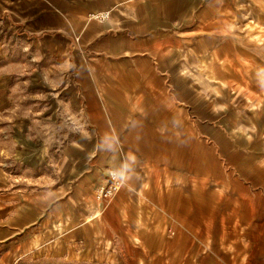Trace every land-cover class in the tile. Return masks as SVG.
Returning a JSON list of instances; mask_svg holds the SVG:
<instances>
[{
	"label": "crops",
	"instance_id": "crops-1",
	"mask_svg": "<svg viewBox=\"0 0 264 264\" xmlns=\"http://www.w3.org/2000/svg\"><path fill=\"white\" fill-rule=\"evenodd\" d=\"M45 1L34 35L72 40L55 115L77 131L54 151L17 129L0 264H195L208 236L264 240V0ZM111 169L123 184L103 202Z\"/></svg>",
	"mask_w": 264,
	"mask_h": 264
},
{
	"label": "rangeland",
	"instance_id": "rangeland-1",
	"mask_svg": "<svg viewBox=\"0 0 264 264\" xmlns=\"http://www.w3.org/2000/svg\"><path fill=\"white\" fill-rule=\"evenodd\" d=\"M42 1L45 0H0V99H6L4 105L0 102V166L18 181L24 180V163L14 155L19 148L14 138L19 126L24 135L39 143H49L54 151L72 142L77 131L74 119L67 113L55 115L68 102L59 80L74 74L69 54L72 40L61 35H34L40 31ZM15 10L22 14L17 13L22 21L26 13L32 15L22 22V27L5 15ZM242 11L249 12L248 8ZM258 34V40L264 42V25L259 27ZM51 122L53 125L48 127ZM247 237L204 238L195 264H264V240ZM16 264L99 263L25 256Z\"/></svg>",
	"mask_w": 264,
	"mask_h": 264
},
{
	"label": "built area",
	"instance_id": "built-area-1",
	"mask_svg": "<svg viewBox=\"0 0 264 264\" xmlns=\"http://www.w3.org/2000/svg\"><path fill=\"white\" fill-rule=\"evenodd\" d=\"M110 11H101L96 13H90L89 18L97 19L99 21H105L110 19ZM123 184V178L118 171L111 169L108 171V178L105 185H103L96 193V198L103 202L110 201Z\"/></svg>",
	"mask_w": 264,
	"mask_h": 264
}]
</instances>
